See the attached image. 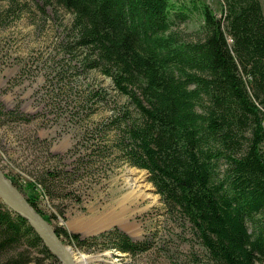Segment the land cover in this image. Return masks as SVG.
Instances as JSON below:
<instances>
[{"label":"trees","instance_id":"16d2710c","mask_svg":"<svg viewBox=\"0 0 264 264\" xmlns=\"http://www.w3.org/2000/svg\"><path fill=\"white\" fill-rule=\"evenodd\" d=\"M36 1L73 13L72 41L65 48L81 49L80 62L110 76L127 99L107 122L116 128L112 146L118 158L150 173L168 209L191 223L207 264H264L262 1L221 0L218 15L193 0L203 20L187 35L175 27L189 18L191 8L174 0ZM26 5L27 0H6L0 23ZM109 150L89 147L85 155ZM93 164L82 155L72 172L45 169L44 192L62 203L71 197L62 192L73 176L89 173ZM28 200L49 220L38 201ZM55 229L88 249L100 240L102 249L131 254L151 246L116 229L84 239ZM34 249L42 257H35ZM45 258L61 263L27 219L0 201V264H42Z\"/></svg>","mask_w":264,"mask_h":264},{"label":"rangeland","instance_id":"374dc122","mask_svg":"<svg viewBox=\"0 0 264 264\" xmlns=\"http://www.w3.org/2000/svg\"><path fill=\"white\" fill-rule=\"evenodd\" d=\"M173 2L178 7L181 4L191 8L189 18L179 20L180 26L175 27L182 35L199 30L204 5L218 15L222 11L221 0H196L199 10H194L193 0ZM0 6V11L4 10L6 0H0ZM72 20V12L53 2L44 6L43 2L27 0L23 11L9 15L5 24L0 23V171L13 178L27 198L38 201L53 226H61L69 234L84 239L116 229L151 245L144 252L131 254L112 247L102 249L104 240L88 249L62 237L73 256L90 258L87 264H207L205 248L191 223L168 209L150 173L118 158L112 146L116 128L109 124L117 107L127 99L117 92L110 76L80 62L84 58L81 49L70 52L65 48L72 41ZM11 110L7 115L6 111ZM89 147L111 150L88 156L85 154ZM82 155L84 160L95 162L93 170H81L73 176L62 192L70 198L62 203L50 198L40 181L44 170L57 166L72 172ZM129 168L143 172L149 198L137 199L132 194L128 200ZM72 189L74 197L69 193ZM154 196L156 201L152 203ZM133 198L139 207L146 208L129 217L130 229L115 223L85 234L80 228L84 221L97 223L121 212L123 204L128 206ZM131 207H135L134 202ZM33 255L42 257L36 249ZM50 261L45 258L42 264Z\"/></svg>","mask_w":264,"mask_h":264},{"label":"water","instance_id":"95a60500","mask_svg":"<svg viewBox=\"0 0 264 264\" xmlns=\"http://www.w3.org/2000/svg\"><path fill=\"white\" fill-rule=\"evenodd\" d=\"M0 201L10 210L27 219L53 254L61 259L62 264H76L71 247L65 244L54 226L32 206L22 191L1 171Z\"/></svg>","mask_w":264,"mask_h":264},{"label":"bare ground","instance_id":"6f19581e","mask_svg":"<svg viewBox=\"0 0 264 264\" xmlns=\"http://www.w3.org/2000/svg\"><path fill=\"white\" fill-rule=\"evenodd\" d=\"M136 169L137 168H135V169L134 168H129L128 172H127V179L129 180L128 186H129V189H130V192L128 193V195L126 194L128 196V197L126 196L128 198V200H129V198L131 199V197L133 195L134 196L135 195L138 196L137 199L140 198V197L142 199L143 198L147 199V198H149L148 196L151 195V194H149L147 192V189H148L149 186H147V182L144 183V175L142 174L143 172L138 171V169L137 170ZM137 171H138L139 175L136 173ZM137 199L133 198V200H134L133 202L135 203V207H131L133 202H131V204H129L126 207H125V204H123V209H122L121 212L112 214L110 216H106L102 221L97 222V223H87L86 221H84L83 224L81 223V225H80L81 227L80 228L83 229V232L85 234L96 233V232L101 231V230H103V229H105V228H107V227H109V226H111V225H113L115 223H118L120 226H122L125 229H130L132 224H128L127 223L129 217H131L133 214H135V213H137L139 211H142L143 209L146 208V207H139L137 205ZM155 201H156L155 196L152 197V199H150V202H152V203H154ZM62 240L64 241L63 238H62ZM74 260H75L76 264H82V263H86L87 264L88 261L90 260V258H87V256L82 254L80 257H78V256L75 257V255H74Z\"/></svg>","mask_w":264,"mask_h":264}]
</instances>
